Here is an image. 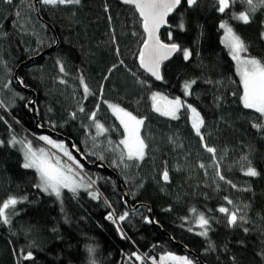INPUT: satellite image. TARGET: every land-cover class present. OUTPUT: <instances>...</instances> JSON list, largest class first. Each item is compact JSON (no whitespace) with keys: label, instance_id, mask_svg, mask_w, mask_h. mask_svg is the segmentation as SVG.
I'll list each match as a JSON object with an SVG mask.
<instances>
[{"label":"trees","instance_id":"16d2710c","mask_svg":"<svg viewBox=\"0 0 264 264\" xmlns=\"http://www.w3.org/2000/svg\"><path fill=\"white\" fill-rule=\"evenodd\" d=\"M245 7L236 4L219 13L214 0H198L191 8L181 0L159 38L190 48L193 55L184 61L182 53L174 54L161 65L163 80L155 81L137 64L144 34L133 7L117 0H81L68 6L38 0L36 8L34 0H13L11 5L0 0V102L4 105L0 107V141L5 142L0 146V202L9 196L27 197L16 205L15 214L9 210L10 225L0 223V264H137L134 258L127 259L133 252L155 260L166 253L190 258L182 246L206 264H264V129L253 127L264 125V117L243 106L241 78L219 28L227 22L247 46L242 55L264 63V11L252 13L245 24L232 15ZM181 20L184 30L178 27ZM37 54V59L18 69L17 78L35 92L39 121L70 139L88 162H105L121 178L129 202L148 204L152 218L169 236L144 223L145 208L127 211V219L118 224L107 220L109 212L119 216L126 210L115 180L94 169L80 171L94 179L93 190L101 197L97 200L86 190L77 194L63 190L58 200L34 187L36 171L23 169L18 145L7 142L13 136L43 135L34 132V120L25 109L29 95L13 80L15 68ZM81 77L89 89L87 97ZM193 79L197 83L192 94L185 96L183 84ZM155 91L180 97L197 109L204 120L205 144L216 149L213 155L223 157L219 171L235 188L211 175L203 180L198 176L194 163L209 160L211 154L194 133L186 108L177 114L178 119L153 111ZM108 103L144 118V160L122 162L108 148V141L118 144L123 137ZM81 107L84 112L79 111ZM93 111L107 129L100 135L88 119ZM54 140L71 153L68 142ZM249 166L259 175L246 176ZM165 169L167 183L161 180ZM224 197L240 205L244 221L228 226L225 214L218 211L221 206L232 209ZM199 213L210 221L207 237L199 235L201 229L195 223ZM210 244L214 248L209 249ZM21 250L31 251L33 259L24 260Z\"/></svg>","mask_w":264,"mask_h":264},{"label":"snow or ice","instance_id":"6c2138e0","mask_svg":"<svg viewBox=\"0 0 264 264\" xmlns=\"http://www.w3.org/2000/svg\"><path fill=\"white\" fill-rule=\"evenodd\" d=\"M4 4L11 5L13 0H2ZM41 3L44 5H79L81 0H41ZM126 4H133L138 10L140 17L142 18V27L146 37L142 41V47L138 53L139 66L145 72L150 74L151 77H154L155 80H163L161 74V64L169 60L174 53H182L184 61H189L193 53L190 48H181L177 43H164L159 39L158 31L163 24H166V17L169 13L173 12L178 5L181 4V0H124ZM188 7H193L198 4V0H186ZM217 8L216 10L219 13H225L226 10L234 7L236 4H241L246 6L244 10L239 13H233V18L243 23L247 24L250 22L251 14L255 13L258 8H264V0H216ZM33 7V6H30ZM17 16H20V13H16ZM180 30H184L185 25L183 20L180 21L178 25ZM219 28L224 30V36L222 43L229 50V54L232 59L236 62V71L241 78V83L243 85V94L241 96V101L243 106L247 109H254L256 112L260 113L264 117V63H261L260 60L252 58L249 56H242V53L247 52V46L244 41L235 34L232 27L228 25L227 22H221ZM264 38V33L261 34ZM169 40L172 39V34H168ZM117 54H119V48L116 49ZM123 64V61H120ZM59 70L64 72V66L58 61ZM116 65H113L115 68ZM112 69H109L111 72ZM135 75V73H133ZM81 83L84 87L85 97L89 93L87 84L84 83L83 77L80 78ZM107 79V77H105ZM211 83V81H208ZM23 83V81H20ZM141 83H144L141 81ZM197 83L196 80L186 81L183 84V92L185 96L192 94V86ZM152 108L155 112L161 114L162 116H168L172 119H178V113L182 108H186L191 113L192 127L195 130L197 136L200 137L201 141L204 140V136L201 133V128L204 125V120L201 117L200 113L195 107L191 104H188L186 101H183L180 97L174 99H169L166 96H163L159 92H153L151 95ZM107 103V102H105ZM3 102H0V107H3ZM99 107V105L97 106ZM107 107L111 109L113 115L119 120L120 125L123 127L124 138L119 141L116 145V149L120 151V160L123 162L125 159L128 161H142L145 158V148L146 144L141 138V128L144 125V118H138L133 115L131 112L126 111L124 108L118 104L108 103ZM80 112H84L85 109L81 107ZM71 116L75 118L76 113H71ZM88 119L93 122L97 129V135H100L107 131L102 124L96 120V112L93 111L88 115ZM256 129H264L262 124H254ZM39 139L46 141L48 144L52 145L53 148H57L63 151L64 156L68 157L73 164L76 165V168L73 166L62 163L61 160L55 156V154H50L45 152L43 148L38 151H34L30 143L24 144L23 141H18L13 136L7 143L15 146L17 143L23 144L24 148V160L21 164L23 169H34L38 174V183L34 185L35 188L39 189L43 193L54 195L58 200L61 198L62 190L67 189L73 194H77L78 190L83 188L88 192V195L93 199H100V194L98 191L93 190V185L95 184L94 180L89 178L88 182H85L84 178L81 176L80 171L76 170L82 169L83 165L76 160L72 154L66 150L63 143H58L48 136H41ZM4 141H0V146L4 145ZM75 148V145H73ZM204 147L207 152L215 154L216 149L213 147L204 144ZM79 151V149H77ZM103 159V157H100ZM127 166V165H125ZM201 168L204 167L203 164L200 165ZM217 177L220 180H225L224 175L218 170L217 166ZM245 175L249 177H256L259 175L257 170L254 167L249 166ZM162 179L167 182L169 180V174L167 169L162 173ZM227 184L235 188L236 185L233 184L230 180H225ZM250 191L251 189H245ZM227 204L232 205L233 201L224 197ZM27 200V197H15L9 196L7 199L0 202V223L4 225H10L11 219L9 215V210H13L17 204L22 203ZM107 204V201H105ZM109 207H111L109 205ZM247 207V206H245ZM150 211V209H149ZM193 213L196 212V209L191 210ZM220 213L225 214L227 218V224L229 227L237 225L239 222L245 220V215L241 208L229 209L228 207L221 206L218 208ZM129 213L125 211L119 216L115 215L114 211H111L107 214L106 219L112 221L114 224L118 222L125 221ZM145 221L148 223H153L154 221L150 220L148 217H144ZM195 223L199 226L201 231L199 232L200 236L207 237L209 232L210 221L205 217L204 213H199L195 220ZM191 230V229H190ZM245 232L248 231L247 228L244 229ZM118 232L122 238L127 239L126 234L118 227ZM214 248L213 245H209V249ZM89 251H93L89 249ZM21 255L24 260H32L33 253L28 251L26 253L21 250ZM264 255V253H262ZM133 258L135 261H139L140 264H144L145 259H151L152 264H157L155 258L141 256L136 252H133L128 256V261H132ZM233 261L235 257H232ZM166 260L174 261L175 264H194V261L189 259L187 256H175L171 253L166 254V256L160 257V264H164ZM92 264H95V261H92Z\"/></svg>","mask_w":264,"mask_h":264},{"label":"water","instance_id":"95a60500","mask_svg":"<svg viewBox=\"0 0 264 264\" xmlns=\"http://www.w3.org/2000/svg\"><path fill=\"white\" fill-rule=\"evenodd\" d=\"M37 1H38V0H34L35 8H36V6H37ZM117 1L120 2L121 4H124V5H128V6L133 7V8L135 9L136 13L138 14V16L140 17L138 10L135 8V6H134L133 4H126V3H124V0H117ZM178 6H179V5H178ZM178 6H177V8H178ZM177 8H176V9H177ZM176 9H175V10H176ZM175 10H174V11H175ZM174 11H173V12H174ZM173 12L169 13V15L166 17V24H163V25L160 27L159 31H160L161 29H164V28L167 27V19H168L169 16H171V15L173 14ZM37 16H39V15L37 14ZM140 19H141V26H142V18L140 17ZM142 31H143L144 38H145V37H146V34L144 33V29H143V27H142ZM159 31H158V36H159ZM159 39H160V38H159ZM160 40H161V39H160ZM161 41H162V40H161ZM162 42H164V41H162ZM164 43H167V42H164ZM141 47H142V44L140 45L139 50L141 49ZM51 48H52V46L49 47V48H47L46 50H44V52L49 51ZM174 54H175V53H174ZM174 54L172 55V57L174 56ZM39 55H40V54H37V55L32 56V57H29L28 59H26L25 61H23L22 63H20V64L15 68V70H14V72H13V80L15 81V83H16L17 85H19L20 88H21L22 90H24V92L27 93V94L29 95V100L25 102V109H26V111L29 113V115H30V116L33 118V120H34V124H33L34 132L37 133V134H43V135L49 136V137H51V138H53V139H59V140H63V141H65V142H68L69 150L71 151L72 155L76 158V160L79 161V163H80L81 165H83V167L88 168V169H94L96 172H102V173H105V174H107L108 176H110L111 178H113V179L115 180V183H116L117 189L119 190V192H120L121 195H122V202H123V206H124V208H125L126 211H128V212H133V211H135V210H137V209H139V208H145L146 211H147V217H148L150 220L154 221V219H153L152 216H151V209H150V206H149L148 204L140 203V202H139V203H135V204H131V203L129 202V198H128V196H127V193H126V191L124 190V188H123V186H122V184H121V178H120V177L115 173V171L112 170V169H111V168H110L105 162H103V161L100 160V159H96V160H94V161H92V162H88V161L85 159V157L83 156V154L79 153V152L73 147L72 141H71L70 139H68L67 137L63 136L62 134H60V133L54 131V130L51 129L50 127L43 125V124L39 121L38 116H37V113H36V106H35V98H36V97H35V92H34L32 89H30L29 87H24V86L20 83V81L18 80V78H17V72H18V69H19L20 67H22V66H26V65L30 64L33 60L37 59V58L39 57ZM172 57H171L169 60H171ZM169 60H166V61H164L163 63H165V62H167V61H169ZM163 63H162V64H163ZM137 64H138V67H139V69H140L141 71H143L145 74H147L149 77H151L150 74H148V73L145 72L142 68H140V66H139V60H137ZM162 64H161V65H162ZM151 78L155 80L154 77H151ZM155 81H157V80H155ZM154 112H155V111H154ZM156 113H157V112H156ZM157 114H159V113H157ZM162 181H163L164 183H167V182H168V181L165 182L163 179H162ZM149 209H150V211H149ZM144 223H145L146 225H148V226H154V227H156V228H157V229H158L163 235H167V236H169L166 232H164V231L162 230V228H161V227H160L155 221H154L153 223H148V222L144 221ZM182 250H183V252L187 253V254L190 256V258H191L196 264H206L204 261L201 260V258H200L195 252H193L192 250H190L188 247H186V246H182Z\"/></svg>","mask_w":264,"mask_h":264},{"label":"rangeland","instance_id":"374dc122","mask_svg":"<svg viewBox=\"0 0 264 264\" xmlns=\"http://www.w3.org/2000/svg\"><path fill=\"white\" fill-rule=\"evenodd\" d=\"M214 2H215V4L217 5V3H216V0H214ZM258 10H262V11H264V8H258L257 9V11ZM223 36H224V30H223V33H222V38H221V41H222V39H223ZM224 44V43H223ZM225 45V44H224ZM242 55V54H241ZM243 56V55H242ZM155 92H159V93H161L163 96H166V97H168L169 99H174V97H170V96H168L166 93H164L163 91H155ZM110 110V112L112 113V111H111V109H109ZM127 111V110H126ZM113 114V113H112ZM115 116V115H114ZM166 117H168V116H166ZM115 118H116V116H115ZM139 118V117H138ZM168 118H171V117H168ZM117 119V118H116ZM118 120V119H117ZM118 122H119V120H118ZM189 122H190V125L192 126V120H191V113H190V111H189ZM120 124V123H119ZM121 127H122V125H120ZM193 128V127H192ZM97 130V129H96ZM122 130H123V127H122ZM193 131H194V133H196L195 132V130L193 129ZM202 133V132H201ZM141 134V133H140ZM202 135H203V133H202ZM41 136H45V135H40L39 137H41ZM34 139H32V138H30L29 136H27V135H24L23 137H21V138H16V140H18V141H23L24 142V144H27V143H30L31 144V146H32V149L34 150V151H38L39 149H41V148H43L44 150H45V152H47V153H50V154H55V156L56 157H58L60 160H61V162L62 163H65V164H68V165H71V166H73V168H76V166H75V164L73 165L72 163H70L69 161V159H68V157H66V156H64V154H63V151H61V150H59V149H57V148H53L52 147V145H50V144H48L46 141H43V140H41V139H39V137H37V136H32ZM124 138V131H123V137H122V139ZM141 138H142V135H141ZM52 139V138H51ZM52 140H54V139H52ZM54 141H56V142H58V143H60L59 141H57V140H54ZM200 141H201V139H200ZM201 144H202V146L204 147V144H205V140H203V141H201ZM17 145H18V147H19V149H20V151H21V153H22V156H23V160H24V148H23V144H20V143H17ZM107 145H108V148H111L113 151H115L118 155H120V151H119V149H116V145L117 144H115V143H113V142H111V141H108L107 142ZM211 154V156H212V158L210 157V159L208 160V159H206L205 161H203V162H198L197 164H195L194 163V165L196 166V168H198L199 169V172H198V176H201V179L203 180V179H206L207 177H210V175L211 176H214L215 178H218L217 177V175H216V172H217V166H218V170H219V165H220V163L221 162H223V157H220V158H218V157H216L215 155H213L212 153H210ZM69 160V161H68ZM22 163H23V161H22ZM201 164H203L204 165V167L203 168H201L200 167V165ZM76 170H80V169H76ZM80 174H81V176L84 178V180H85V182H88L89 181V179L80 171ZM37 177H38V174H37ZM200 179V180H201ZM94 180V179H93ZM64 190H67V189H64ZM79 190H85V189H83V188H81V189H79ZM78 190V191H79ZM62 192H63V190H62ZM230 207L232 208V209H234V208H241L240 207V205L238 204V203H236V204H232V205H230ZM166 254H168V253H166ZM166 254H163V255H161V256H159V258L156 260V262H157V264H160V257H162V256H166ZM171 254H173V255H175V256H184V255H178V254H174V253H171ZM190 259V258H189ZM168 263H171V264H175V262L174 261H171V260H166L165 262H164V264H168ZM195 264V263H194Z\"/></svg>","mask_w":264,"mask_h":264},{"label":"built area","instance_id":"2783aa9c","mask_svg":"<svg viewBox=\"0 0 264 264\" xmlns=\"http://www.w3.org/2000/svg\"><path fill=\"white\" fill-rule=\"evenodd\" d=\"M138 254L139 255H141V256H144L142 253H140V252H138ZM138 263L137 264H140V262L139 261H137ZM148 262H149V264H152L148 259H145L144 260V264H148Z\"/></svg>","mask_w":264,"mask_h":264},{"label":"bare ground","instance_id":"6f19581e","mask_svg":"<svg viewBox=\"0 0 264 264\" xmlns=\"http://www.w3.org/2000/svg\"><path fill=\"white\" fill-rule=\"evenodd\" d=\"M176 54V53H175ZM153 109V108H152ZM154 111V110H153ZM156 113V112H155ZM143 139V138H142ZM74 165V164H73ZM76 166V165H75ZM80 171V170H79ZM161 180H162V176H161ZM163 182V181H162Z\"/></svg>","mask_w":264,"mask_h":264}]
</instances>
